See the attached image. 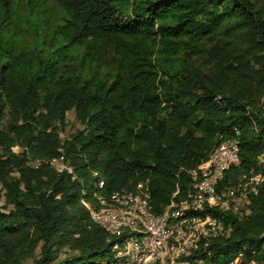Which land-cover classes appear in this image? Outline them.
I'll use <instances>...</instances> for the list:
<instances>
[{"label": "trees", "instance_id": "trees-1", "mask_svg": "<svg viewBox=\"0 0 264 264\" xmlns=\"http://www.w3.org/2000/svg\"><path fill=\"white\" fill-rule=\"evenodd\" d=\"M69 113L80 128L61 139ZM5 114L0 264H109L82 202L145 183L159 214L228 140L222 187L264 174V0H0ZM210 213L230 232L195 258L264 264V188L244 219Z\"/></svg>", "mask_w": 264, "mask_h": 264}, {"label": "built area", "instance_id": "built-area-1", "mask_svg": "<svg viewBox=\"0 0 264 264\" xmlns=\"http://www.w3.org/2000/svg\"><path fill=\"white\" fill-rule=\"evenodd\" d=\"M48 163L58 174L71 173L62 157ZM239 163L237 141L220 143L205 162L188 172L191 182L185 197L178 200L176 190L159 214L152 211L145 183L138 184L134 192L95 195L96 208L82 202L90 226L100 228L111 242L109 264H244V251L230 261L195 258L201 247L230 232L210 211L244 219L250 215L251 197L264 188V174L238 176L234 186L222 187L226 173Z\"/></svg>", "mask_w": 264, "mask_h": 264}, {"label": "rangeland", "instance_id": "rangeland-1", "mask_svg": "<svg viewBox=\"0 0 264 264\" xmlns=\"http://www.w3.org/2000/svg\"><path fill=\"white\" fill-rule=\"evenodd\" d=\"M39 1H41V0H39ZM254 2L258 6L263 4V0H254ZM46 8L48 10L47 12L51 13L52 4L50 2H47ZM67 122H68V125L65 128V130L60 132L59 136H60L61 139L66 138L69 134H72L75 130L80 128V126L75 121L74 115L72 113H69L67 115ZM7 123H8V118H7V115L5 114L4 117H3V120L1 122V125H0L2 130L5 129ZM3 206H4L3 191H2L1 186H0V207H3ZM61 252L59 254V258L60 259H62L64 257V254H63L64 251H61ZM25 264H32V261L28 260Z\"/></svg>", "mask_w": 264, "mask_h": 264}]
</instances>
